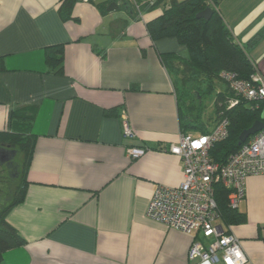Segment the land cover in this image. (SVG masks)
I'll return each instance as SVG.
<instances>
[{"label":"crops","instance_id":"obj_1","mask_svg":"<svg viewBox=\"0 0 264 264\" xmlns=\"http://www.w3.org/2000/svg\"><path fill=\"white\" fill-rule=\"evenodd\" d=\"M216 2L264 76V0ZM62 3L0 0V147L28 131L18 114L35 112L30 133L36 138L25 199L7 216L27 243L6 252L5 262L210 264L190 262L194 238L146 214L157 186L183 181L182 160L169 151L184 133L179 76L164 58L186 62L190 51L176 37H151L147 25L163 14L164 3L140 15L132 0H77L68 20ZM60 45L63 71L56 73L46 54ZM215 109L207 121L203 110L210 128ZM126 122L134 138L125 137ZM131 149L146 153L131 159ZM15 161L22 166L21 156ZM238 210L246 221L231 232L247 264H264V176L247 179Z\"/></svg>","mask_w":264,"mask_h":264},{"label":"trees","instance_id":"obj_2","mask_svg":"<svg viewBox=\"0 0 264 264\" xmlns=\"http://www.w3.org/2000/svg\"><path fill=\"white\" fill-rule=\"evenodd\" d=\"M158 1L157 3H164L166 9L161 16L148 23L151 37L154 40L176 37L190 51V58L186 62L177 61L173 57L164 58V61L171 69H175L179 76L175 89L183 132L188 134L196 130L207 134L215 128L221 118H228L229 136L215 143L210 150L212 159L223 164L229 155L240 148L241 133L250 129L261 119L264 103L251 102L241 94L232 91L225 82L228 90L217 95L214 125L210 128L202 121L204 112L202 86L205 85V91L210 93L214 89L215 81L221 78L222 73H232L238 79L254 84L253 74L261 70L252 62L245 49L236 42L217 10L216 0ZM76 3L77 0H63L60 13L64 20L72 18ZM141 5L148 7L147 3ZM208 7L213 10L212 16L209 19L198 18V14ZM142 11L145 12V8H142ZM63 61L61 45L47 51L46 63L54 68L56 73L63 71ZM233 99L238 100V104L231 107L229 101ZM34 115L35 112L18 114V120L28 128V131L8 136V140L2 145V148L14 153L12 159L15 163L10 160L9 167L5 168L6 171L0 172V264H7L4 259L6 252L21 248L27 243L20 232L7 221V216L25 199L27 167L36 141L35 136L30 133ZM20 156L22 157L21 167L15 161L19 160ZM16 179L21 181L19 185ZM214 189L221 223L230 230L232 225L244 223L246 215L240 213L238 208L232 209L228 205L229 190L221 184H216Z\"/></svg>","mask_w":264,"mask_h":264},{"label":"built area","instance_id":"obj_3","mask_svg":"<svg viewBox=\"0 0 264 264\" xmlns=\"http://www.w3.org/2000/svg\"><path fill=\"white\" fill-rule=\"evenodd\" d=\"M132 1L141 15L142 8ZM221 78L235 93L253 103H264V76L260 71L253 74L254 84L232 73H222ZM229 104L233 107L238 100H230ZM229 125L228 118L223 117L210 133L180 134L178 144L169 151L182 160L183 181L176 187L157 186L147 208L149 219L194 238L189 250L190 262L248 263L240 238L221 223L214 186L221 184L229 190V207L239 208L246 198L247 179L264 176V127L221 164L212 159L210 150L229 136ZM124 135L135 137L127 122ZM145 153L146 149H131L128 156L137 159ZM199 236L208 242L200 241Z\"/></svg>","mask_w":264,"mask_h":264},{"label":"rangeland","instance_id":"obj_4","mask_svg":"<svg viewBox=\"0 0 264 264\" xmlns=\"http://www.w3.org/2000/svg\"><path fill=\"white\" fill-rule=\"evenodd\" d=\"M136 1V0H135ZM148 1V0H146ZM145 0L144 1H141V2H146ZM156 1V2H155ZM154 2H152L151 4H149V6H142L139 4L138 1H136L139 6L141 8H145V11H151L153 9H150L149 7H152V8H156L157 5H159L160 3H157L158 0H155ZM160 2V1H158ZM210 8V7H208ZM166 9V7L164 8ZM143 12V11H142ZM203 87V90H204V87L205 85L202 86ZM227 87V84L225 83V81L221 80V78H219L218 80L215 81V87H214V90L210 93H205V92H202L204 95V114H203V120L204 121H207L208 117L210 116V114H212V112L214 111V108H215V99H216V95L218 92H224L225 88ZM210 121V120H209ZM190 250V249H189Z\"/></svg>","mask_w":264,"mask_h":264},{"label":"water","instance_id":"obj_5","mask_svg":"<svg viewBox=\"0 0 264 264\" xmlns=\"http://www.w3.org/2000/svg\"><path fill=\"white\" fill-rule=\"evenodd\" d=\"M117 7L116 4H113ZM111 9V8H109ZM213 14V10L211 8H206L203 12L198 14V18L209 19ZM264 127V111L262 112L261 119L255 122V124L248 130H245L240 135L239 145L245 143L250 137L256 135L260 132Z\"/></svg>","mask_w":264,"mask_h":264},{"label":"flooded vegetation","instance_id":"obj_6","mask_svg":"<svg viewBox=\"0 0 264 264\" xmlns=\"http://www.w3.org/2000/svg\"><path fill=\"white\" fill-rule=\"evenodd\" d=\"M13 156L14 153L13 152H9L7 150H5L4 148L0 147V172L3 173V171H6V166H8V162L10 160L13 161ZM15 163V162H14ZM3 165V166H2ZM5 165V166H4ZM15 173V171H13ZM9 175V174H8ZM11 175V174H10Z\"/></svg>","mask_w":264,"mask_h":264}]
</instances>
